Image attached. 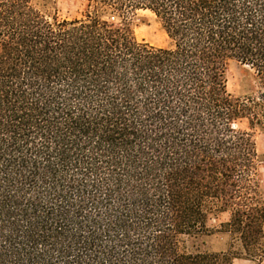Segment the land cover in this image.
<instances>
[{"label": "trees", "instance_id": "1", "mask_svg": "<svg viewBox=\"0 0 264 264\" xmlns=\"http://www.w3.org/2000/svg\"><path fill=\"white\" fill-rule=\"evenodd\" d=\"M50 5L0 0V264H262L264 0ZM138 10L168 46L136 38ZM223 212L229 246L204 250Z\"/></svg>", "mask_w": 264, "mask_h": 264}, {"label": "rangeland", "instance_id": "2", "mask_svg": "<svg viewBox=\"0 0 264 264\" xmlns=\"http://www.w3.org/2000/svg\"><path fill=\"white\" fill-rule=\"evenodd\" d=\"M52 12L60 17H79L85 9V0H50ZM136 38L141 42H147L157 47L169 45V38L156 16L148 10H138L131 18ZM229 90L238 96L254 94L258 89L255 71L247 64L239 61H232L228 69ZM240 126L247 128L245 121ZM254 138L259 154L264 155V130L257 128L254 131ZM259 180L261 190L264 191V160L259 164ZM229 213L223 212L212 214L209 217L208 225L212 233L202 237L201 244L204 250L210 252H220L227 250L231 237L228 233L219 231L220 224L229 220ZM233 264H254L245 259H235ZM264 264V262L262 263Z\"/></svg>", "mask_w": 264, "mask_h": 264}]
</instances>
